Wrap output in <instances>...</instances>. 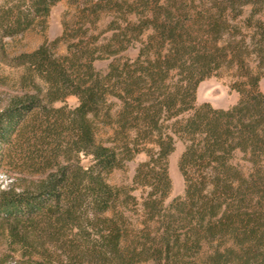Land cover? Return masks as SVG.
Returning a JSON list of instances; mask_svg holds the SVG:
<instances>
[{"label":"trees","instance_id":"16d2710c","mask_svg":"<svg viewBox=\"0 0 264 264\" xmlns=\"http://www.w3.org/2000/svg\"><path fill=\"white\" fill-rule=\"evenodd\" d=\"M58 1L0 5V58L23 69L0 98V264H264V0H74L60 36L10 58ZM218 76L237 102L198 105ZM141 153L131 185L108 181Z\"/></svg>","mask_w":264,"mask_h":264},{"label":"rangeland","instance_id":"374dc122","mask_svg":"<svg viewBox=\"0 0 264 264\" xmlns=\"http://www.w3.org/2000/svg\"><path fill=\"white\" fill-rule=\"evenodd\" d=\"M5 0H0V5ZM78 9L74 0H60L51 8L50 16L48 18V27L45 32L40 26L28 30L15 37H6L4 39L5 47L8 56L11 58L22 52H30L36 49L43 41L48 38L50 40L60 36L63 29L64 20H72ZM109 17H103L99 22V29L106 27ZM67 44L59 42L56 48L58 54H65ZM132 56L134 52L130 53ZM107 61H98L96 66L100 70H105ZM23 69L11 65L7 60L0 58V80L4 79L6 84L0 85V98H3L5 92L14 85V82L19 78ZM230 79L226 76L211 77L203 81L197 90V104L209 102L212 106L218 108H226L238 100V93L231 90L229 87ZM1 84V83H0ZM260 87L264 91V77L260 82ZM69 107H75L78 100L75 96H70L67 99ZM57 106L60 104H56ZM184 150V143L179 141L176 145L175 151L169 159V171L172 178V191L168 198L170 202L175 196L181 195L184 190V181L179 171V158ZM146 159L144 153L139 154L134 160L129 162L123 169H116L108 176V181L115 186H129L132 183V178L135 168L139 162ZM89 160H84V164H88ZM14 181V168L9 163L0 169V189L8 188L11 182Z\"/></svg>","mask_w":264,"mask_h":264}]
</instances>
